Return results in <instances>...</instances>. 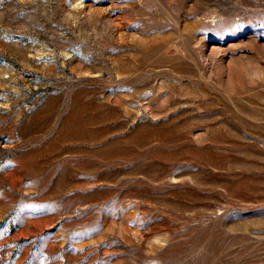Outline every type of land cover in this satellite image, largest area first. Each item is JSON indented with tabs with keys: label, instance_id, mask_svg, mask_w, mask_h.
I'll list each match as a JSON object with an SVG mask.
<instances>
[{
	"label": "rangeland",
	"instance_id": "obj_1",
	"mask_svg": "<svg viewBox=\"0 0 264 264\" xmlns=\"http://www.w3.org/2000/svg\"><path fill=\"white\" fill-rule=\"evenodd\" d=\"M0 264H264V0H0Z\"/></svg>",
	"mask_w": 264,
	"mask_h": 264
}]
</instances>
